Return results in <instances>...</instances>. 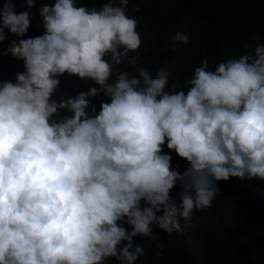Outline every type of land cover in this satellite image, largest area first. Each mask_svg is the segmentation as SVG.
I'll return each mask as SVG.
<instances>
[{
  "label": "clouds",
  "instance_id": "clouds-1",
  "mask_svg": "<svg viewBox=\"0 0 264 264\" xmlns=\"http://www.w3.org/2000/svg\"><path fill=\"white\" fill-rule=\"evenodd\" d=\"M156 1L138 0L150 15ZM118 4L0 6V55L16 59L0 80V264H136L135 238L197 235L227 195L247 193L264 226V44L169 90Z\"/></svg>",
  "mask_w": 264,
  "mask_h": 264
},
{
  "label": "trees",
  "instance_id": "trees-1",
  "mask_svg": "<svg viewBox=\"0 0 264 264\" xmlns=\"http://www.w3.org/2000/svg\"><path fill=\"white\" fill-rule=\"evenodd\" d=\"M108 2L119 6L118 0H77L79 6L97 8ZM3 3L0 0V6ZM153 7L150 15L138 0H129L127 14L139 22V66L153 76L160 68L170 69L169 90L186 91V81L193 78L196 66L205 59L214 69L219 62L238 59L246 50L264 44V0H157ZM137 8L139 11H135ZM200 8L204 15L194 18L191 10ZM177 33L187 35L189 43L181 42L172 52L169 37ZM19 39L9 33L7 42ZM15 61L10 55H0V80H14ZM117 71L135 73L124 66L114 69ZM68 86L62 79L61 90ZM252 204L247 193L238 200L227 195L207 216L197 235L174 231L170 236L156 229L159 240L135 238L134 247L139 245L144 250L136 264H264V226ZM157 244L164 246L163 251ZM105 264L121 261L110 258Z\"/></svg>",
  "mask_w": 264,
  "mask_h": 264
}]
</instances>
